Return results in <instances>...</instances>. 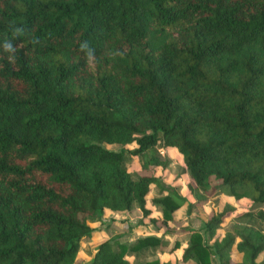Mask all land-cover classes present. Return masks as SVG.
<instances>
[{"label": "trees", "instance_id": "obj_1", "mask_svg": "<svg viewBox=\"0 0 264 264\" xmlns=\"http://www.w3.org/2000/svg\"><path fill=\"white\" fill-rule=\"evenodd\" d=\"M160 140L182 157L186 195L155 175L168 165ZM103 143L136 145V177L125 150ZM153 184L160 217L147 207ZM218 193L264 206V0H0V264H74L105 212L137 207L171 231L184 205L201 228L184 230L173 262H137L163 246L147 235L105 240L83 264H264V230L220 235L233 203L201 208ZM235 217L264 222L263 210Z\"/></svg>", "mask_w": 264, "mask_h": 264}, {"label": "rangeland", "instance_id": "obj_2", "mask_svg": "<svg viewBox=\"0 0 264 264\" xmlns=\"http://www.w3.org/2000/svg\"><path fill=\"white\" fill-rule=\"evenodd\" d=\"M101 145L108 150H115V151L125 150L124 166L134 177H136L137 172L142 167L143 157L142 155L136 156V155H132L129 153V150L133 149L136 146L134 143L128 144V145L103 143ZM154 150L160 156L161 159L166 158L168 160V165L166 166V168L156 167L154 169L155 175L161 180V182L165 186L174 188L178 193H182L186 195L188 192L187 183L189 179L187 176L186 168L182 161V157L179 154V152L174 148H171V149L164 148L161 145V140L155 146ZM149 193L150 194L148 195V198H147L148 206L152 207L153 211H155L157 215L158 214L157 211L160 210V207L153 202V199L162 193L160 192L158 186L156 185L151 188ZM191 199H194V198L188 197V201H191ZM223 203L224 204L233 203L236 210L232 213V215L229 216V218L226 221V224L219 231L221 234H224L226 231H232L235 226H239V225H247V226H252L254 228H257V229L264 230V222H262L261 220L255 217L251 219H246L243 222H240V220L236 219L235 216H237L238 214H242L243 212H251L252 214L256 213L259 210H263L264 212V206L260 208L249 209L250 208L249 203L245 199L235 202L234 200H232L231 198L225 195L220 198L208 197V199L202 204L201 208H205V210L207 211L206 213H210L211 211L220 210ZM133 213H137V215ZM130 214H133L131 217H133L134 219L135 218L137 219L138 216L140 215L137 207H134V209L132 210ZM201 217H202V213L199 208H194L190 214H187V209L184 208V211H182L181 213V218H178L177 220L169 224V228L171 229V231H166V233L168 234L167 236H169L170 238L168 241L169 243L168 248L172 246L175 239L184 238L183 237L184 230L188 228H201ZM104 218L109 219L108 216H105ZM138 221H141V219L138 218L136 222L138 223ZM148 227L149 225L143 227V229H145V230H142L145 232V233L143 232V234L149 233L147 229ZM94 228L95 227H93V229ZM106 228L107 226L105 227L101 226L100 229H97V231H95L94 233H91L89 236H85L82 238L81 243H80V248L78 251V255H77V258L74 264H83L84 262H87L92 257V254L96 246L105 240H109L111 242H122L125 240L123 238H120L121 235L118 233L119 230H117V233H116L112 230L111 227L107 228V230ZM156 228L157 227H152L151 230H153V233H157L158 229L164 230L163 228H157V229ZM102 232L106 233L107 235L101 234ZM201 232L203 231L201 230ZM186 238L187 237H185L184 239ZM187 240L188 239H186V241L184 240L183 242L181 241L182 242V244L180 243L181 247H183L185 244L188 243ZM163 244L166 245V242ZM179 251H180V247L176 254H179ZM154 258H155V254L151 250H145L140 253V256H138V259L136 260L137 262H144V261L151 260ZM165 258L167 257H164V256L162 257V259H165ZM129 260L134 261V258L129 257ZM180 264H184V263H180ZM185 264H193V263L188 262Z\"/></svg>", "mask_w": 264, "mask_h": 264}, {"label": "crops", "instance_id": "obj_3", "mask_svg": "<svg viewBox=\"0 0 264 264\" xmlns=\"http://www.w3.org/2000/svg\"><path fill=\"white\" fill-rule=\"evenodd\" d=\"M155 186V184H153L152 186H151V188L152 187H154ZM150 194V193H149ZM148 194V195H149ZM181 195H184V194H182V193H180ZM186 194V193H185ZM160 195H162V194H160ZM159 195V196H160ZM159 196H156V197H159ZM222 196H224V194H220V193H218L217 195H215V196H212V197H218V198H220V197H222ZM147 198H148V196H147ZM147 198H146V201H147V207L149 208V209H151L152 210V212H153V215L154 216H157V217H160L161 216V210H158L157 212H158V214L156 215V213H155V211H153V208L152 207H149L148 206V200H147ZM190 198V197H189ZM192 200V199H191ZM224 204V203H223ZM223 204H222V206H223ZM184 208H187L186 207V205H184V206H182L178 211H177V213H176V215H175V218H174V220L173 221H175V220H177L178 218H181V213H182V211H184ZM222 208V207H221ZM217 209V208H216ZM133 210V209H132ZM203 210L205 211V212H207L206 210H205V208H203ZM132 212V211H131ZM131 212H116V211H110V212H105V214L101 217V220H96V221H89L88 223H89V225L93 228V227H95L93 230H92V233H94L95 231H97V229H100V227L101 226H107V228H109V227H111L112 228V230L114 231V232H116L117 233V230H119V234L121 235V237L120 238H123V239H125L124 241H122V242H120V243H126V244H129V243H132V242H134L137 238H140V237H143V236H147V235H154V236H157V237H161V238H163L164 239V243L166 242V245H164L163 244V246H162V248L161 249H158V248H153V249H149V250H151L154 254H155V258H158L159 260H160V262L161 263H170V262H173L176 258H179L180 257V254H181V251H182V249L187 245V244H185L183 247H181V244H182V242L185 240L186 241V239H184L182 242H181V244H180V251H179V254H176L177 253V251L179 250V248L176 250V251H174V252H169V249L170 248H168V245H169V243H168V241H169V236H167L168 234L166 233V231H164V230H162V229H158V231H157V233H153V230H151L152 229V227H155L153 224H151V223H149L148 222V220H143V221H138V223L136 222L137 221V219L138 218H140L141 219V216L139 215L138 216V218L136 219H134L133 217H131L133 214H136L137 215V213H133V214H130ZM232 215V214H231ZM105 216H108V218L109 219H107V218H104ZM118 217V218H117ZM149 225V227L147 228L148 229V231H149V233H147V234H143V232L144 231H142V230H145V229H143V227L144 226H148ZM107 228H106V230H107ZM102 229V228H101ZM104 229V228H103ZM157 229V228H156ZM196 229H198V228H196ZM221 230V229H220ZM219 230V231H220ZM218 231V233L220 234V235H222L220 232ZM101 232V231H100ZM184 232V231H183ZM99 233V232H98ZM145 233V232H144ZM101 234H103V235H107L106 233H104V232H102ZM100 234V235H101ZM140 234V235H139ZM188 241V240H187ZM168 243V244H167ZM263 255L264 254H261L260 256H259V258H258V261L259 260H261L262 259V257H263ZM167 257V258H165V259H162V257ZM132 257V256H131ZM133 258V257H132ZM154 258V259H155ZM232 259L233 260H235V261H240L241 260V254H239V253H233L232 254ZM152 260V259H151ZM188 262H191V263H193L194 264V262H192V261H188ZM188 262H185V263H188ZM180 263H182V262H180V261H178V264H180ZM184 263V264H185Z\"/></svg>", "mask_w": 264, "mask_h": 264}, {"label": "clouds", "instance_id": "obj_4", "mask_svg": "<svg viewBox=\"0 0 264 264\" xmlns=\"http://www.w3.org/2000/svg\"><path fill=\"white\" fill-rule=\"evenodd\" d=\"M23 33L24 29L22 27H14L13 36H19ZM4 50L7 52H15L17 49L13 48L11 42L6 39L4 42ZM79 50L81 52L87 50V64L89 67H94L93 61L95 60V49L90 45L89 41H82L79 45Z\"/></svg>", "mask_w": 264, "mask_h": 264}]
</instances>
